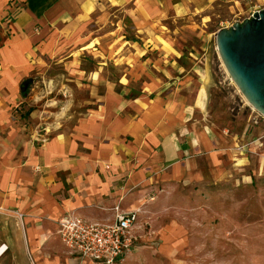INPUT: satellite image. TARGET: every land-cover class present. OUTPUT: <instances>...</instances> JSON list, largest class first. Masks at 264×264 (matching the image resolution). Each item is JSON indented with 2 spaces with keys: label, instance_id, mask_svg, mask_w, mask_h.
<instances>
[{
  "label": "crops",
  "instance_id": "0c3cea01",
  "mask_svg": "<svg viewBox=\"0 0 264 264\" xmlns=\"http://www.w3.org/2000/svg\"><path fill=\"white\" fill-rule=\"evenodd\" d=\"M127 4L132 6L125 16L135 33L161 40L169 37L168 30H160L165 28L167 9L185 13L183 5L172 0H0V248L4 246L0 264H93L67 252L56 234L60 218L72 214L89 222L111 223L113 207L131 211L143 204L145 193L157 188L162 190L156 198L160 202L176 197L178 185L203 182L208 174L209 181L227 179L230 167L236 166L233 157L244 152L230 137L217 135L207 120V92L212 85L208 66H199L197 54L190 52L193 59L185 69L179 65L182 51L171 46L160 53L158 67L165 80L147 76L145 51L137 48L135 54L134 48L128 58L133 73L127 69L131 77L123 86L142 89L130 98L109 91L98 108L75 126L73 139L59 135L36 147L35 128L26 127L15 115L14 108L21 109L24 103L22 83L39 70L43 57L64 51L59 48L63 38L73 39L96 15L102 16L104 6ZM146 76L151 83H143ZM145 86H157L156 95L152 97L153 89L146 88L148 92ZM78 143L88 154L79 153ZM23 163L26 168L41 163L48 171L35 198L19 185L16 169ZM49 169L62 172L65 179L53 181ZM175 231L174 224L167 226L159 244L144 238L119 264H154L161 262L158 255L172 261L180 245H172L177 241Z\"/></svg>",
  "mask_w": 264,
  "mask_h": 264
},
{
  "label": "rangeland",
  "instance_id": "374dc122",
  "mask_svg": "<svg viewBox=\"0 0 264 264\" xmlns=\"http://www.w3.org/2000/svg\"><path fill=\"white\" fill-rule=\"evenodd\" d=\"M172 4H182L185 13L177 15L167 9L165 28H160L170 32L166 31L167 40L135 33L125 16L132 4L104 6L102 16L96 15L80 34L61 40L59 48L64 51L43 57L39 70L22 83L24 103L21 109L14 108L15 115L26 127L35 128L38 149L59 135L73 139L78 122L95 111L109 91L130 97L142 89L123 86L131 77L129 70L133 73L128 58L134 48L135 54L137 48L145 51L142 61L147 65V76L162 81L166 78L158 65L164 49H180L179 65L185 69L193 59L190 52H195L199 66H208L212 84L207 92V120L217 135L230 137L244 152L233 157L236 166L230 167L227 179L209 181L208 174L203 182L178 185L172 199L167 198L168 193L162 201L156 199L144 214L142 224L148 222L152 232L145 240L163 243L164 229L172 224L177 228L179 238L172 243L176 247L180 244L177 257L171 261L158 255L161 262L154 264H264V117L239 92L215 46L218 30L264 9V0H172ZM136 71L138 68L134 74ZM147 76L143 83L149 84ZM146 88L153 89L152 97L156 95L157 86ZM77 149L81 154L89 151L79 143ZM22 165L16 169L19 185L22 192L35 198L48 171L42 170L41 163L31 168ZM206 169H202L203 174H207ZM49 170L54 172L53 181L65 179L62 172ZM154 191L157 197L162 194L161 188Z\"/></svg>",
  "mask_w": 264,
  "mask_h": 264
},
{
  "label": "built area",
  "instance_id": "2783aa9c",
  "mask_svg": "<svg viewBox=\"0 0 264 264\" xmlns=\"http://www.w3.org/2000/svg\"><path fill=\"white\" fill-rule=\"evenodd\" d=\"M156 197L154 190L145 193L143 204L128 212L121 211L118 206L113 207L114 220L111 223L89 222L72 214L63 216L56 223V234L67 252L81 261L119 264L128 254L137 250L144 238L152 236L147 222L142 224L143 234L140 233L142 226L139 220L145 214L146 205ZM15 214L22 218L20 213Z\"/></svg>",
  "mask_w": 264,
  "mask_h": 264
},
{
  "label": "water",
  "instance_id": "95a60500",
  "mask_svg": "<svg viewBox=\"0 0 264 264\" xmlns=\"http://www.w3.org/2000/svg\"><path fill=\"white\" fill-rule=\"evenodd\" d=\"M215 46L239 92L264 117V9L218 30Z\"/></svg>",
  "mask_w": 264,
  "mask_h": 264
},
{
  "label": "trees",
  "instance_id": "16d2710c",
  "mask_svg": "<svg viewBox=\"0 0 264 264\" xmlns=\"http://www.w3.org/2000/svg\"><path fill=\"white\" fill-rule=\"evenodd\" d=\"M23 92H25V91H23ZM130 97H131V96H130ZM130 97H129V98H130Z\"/></svg>",
  "mask_w": 264,
  "mask_h": 264
}]
</instances>
